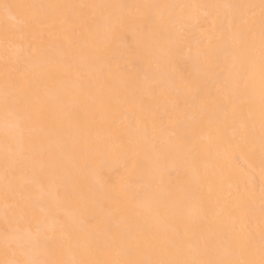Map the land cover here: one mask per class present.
Instances as JSON below:
<instances>
[{
	"label": "bare ground",
	"instance_id": "obj_1",
	"mask_svg": "<svg viewBox=\"0 0 264 264\" xmlns=\"http://www.w3.org/2000/svg\"><path fill=\"white\" fill-rule=\"evenodd\" d=\"M0 3L48 6L22 37L0 10V260L40 207L72 229L46 233L41 258L174 240L197 258H260L261 0ZM6 94L21 111L6 115Z\"/></svg>",
	"mask_w": 264,
	"mask_h": 264
},
{
	"label": "snow or ice",
	"instance_id": "obj_2",
	"mask_svg": "<svg viewBox=\"0 0 264 264\" xmlns=\"http://www.w3.org/2000/svg\"><path fill=\"white\" fill-rule=\"evenodd\" d=\"M48 7L45 5L35 4H9L0 3V10H3L6 21H11V24L5 25L6 34L11 32L18 36H23L30 28L34 19L32 14L34 10ZM255 7V6H250ZM261 56L264 59V0H261ZM20 19H17V16ZM159 71H163L159 69ZM4 109L6 115L14 114L20 109L16 108L14 103L9 101L7 94L4 100ZM29 117L27 115L17 117V128L22 132L24 126L27 125ZM262 150H264V143H262ZM103 163V162H101ZM98 178L102 183H111V177L105 179L102 167L96 170ZM7 173V168H6ZM41 215L38 217H31L25 220L23 228L12 226V236H5V255L11 258L0 260V264H264V222L261 225L260 231V245H259V259H255L256 249L254 246L249 248L247 259H221V258H197L199 250L189 249L192 255H188L184 247L179 241H172L170 248H163L160 250H153L151 254L146 249L139 245L134 247L116 246L114 251V258L112 259H73L71 261H62L41 258L46 255V251L41 249L39 240L41 238L47 239L46 233L59 232L62 237L71 241L72 229L71 225L65 223L58 214L52 213L50 210L40 207ZM96 219L95 216L90 218V223ZM35 229V231H33ZM107 247V245L105 246ZM25 250L30 252L29 258H16L18 252L21 255L26 254ZM75 255H80L78 249H73ZM104 248H97L92 251V255L103 254ZM227 255V253H225Z\"/></svg>",
	"mask_w": 264,
	"mask_h": 264
}]
</instances>
